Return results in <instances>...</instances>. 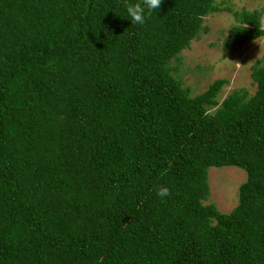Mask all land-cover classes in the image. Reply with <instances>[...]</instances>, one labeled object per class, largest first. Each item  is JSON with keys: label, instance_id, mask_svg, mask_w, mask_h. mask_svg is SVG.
I'll return each instance as SVG.
<instances>
[{"label": "trees", "instance_id": "1", "mask_svg": "<svg viewBox=\"0 0 264 264\" xmlns=\"http://www.w3.org/2000/svg\"><path fill=\"white\" fill-rule=\"evenodd\" d=\"M128 2L0 0V264H264V56L254 94L193 95L172 61L217 0L143 25ZM263 14L235 11L228 48ZM225 166L248 176L231 212L210 202Z\"/></svg>", "mask_w": 264, "mask_h": 264}, {"label": "rangeland", "instance_id": "2", "mask_svg": "<svg viewBox=\"0 0 264 264\" xmlns=\"http://www.w3.org/2000/svg\"><path fill=\"white\" fill-rule=\"evenodd\" d=\"M221 10L209 14L198 38L172 61L177 77L192 94H200L217 79H226L220 94L224 100L233 91H256L252 78L253 67L264 56V38L245 40L234 50L228 48L232 29L237 25L235 11L260 10L264 13V0H217ZM264 23V14H263ZM247 172L235 166L211 167L209 183L210 202L222 212H231L239 203L240 185L247 180Z\"/></svg>", "mask_w": 264, "mask_h": 264}, {"label": "clouds", "instance_id": "3", "mask_svg": "<svg viewBox=\"0 0 264 264\" xmlns=\"http://www.w3.org/2000/svg\"><path fill=\"white\" fill-rule=\"evenodd\" d=\"M162 0H140V2L125 4L126 18L131 20L132 24L143 25L152 12L160 9ZM157 197L161 200L168 198L171 195V189L166 185H158L155 188Z\"/></svg>", "mask_w": 264, "mask_h": 264}]
</instances>
